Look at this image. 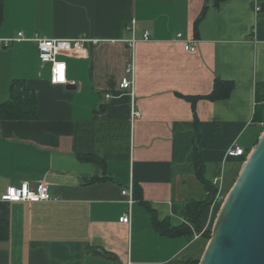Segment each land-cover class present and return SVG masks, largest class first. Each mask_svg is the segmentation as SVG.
Instances as JSON below:
<instances>
[{
	"label": "crops",
	"instance_id": "0c3cea01",
	"mask_svg": "<svg viewBox=\"0 0 264 264\" xmlns=\"http://www.w3.org/2000/svg\"><path fill=\"white\" fill-rule=\"evenodd\" d=\"M1 1L0 105L20 80L35 93L37 114L0 119V195L43 183L53 200L0 202L7 222L0 264H172L193 257L195 241L158 234L141 202L177 227L187 202L204 198L192 166L196 133L207 180L222 169L227 185L242 168L226 152L232 145L251 151L257 137L251 127L258 97L264 99V0ZM20 32L96 43L61 54L67 82L52 85L35 42L4 44ZM129 65L132 95L119 89ZM216 79L232 82L228 97L207 98ZM88 179L96 181L83 185ZM129 187L134 203L124 224L128 199L121 192Z\"/></svg>",
	"mask_w": 264,
	"mask_h": 264
},
{
	"label": "water",
	"instance_id": "95a60500",
	"mask_svg": "<svg viewBox=\"0 0 264 264\" xmlns=\"http://www.w3.org/2000/svg\"><path fill=\"white\" fill-rule=\"evenodd\" d=\"M198 264H264V130L216 215Z\"/></svg>",
	"mask_w": 264,
	"mask_h": 264
},
{
	"label": "trees",
	"instance_id": "16d2710c",
	"mask_svg": "<svg viewBox=\"0 0 264 264\" xmlns=\"http://www.w3.org/2000/svg\"><path fill=\"white\" fill-rule=\"evenodd\" d=\"M224 0H213L214 5H218ZM208 7L205 6L202 13L199 15L197 20L195 21V26L203 19L206 9ZM260 12L264 14V3L260 7ZM3 21V4L0 0V25ZM264 87V86H263ZM233 88L232 82L221 81L216 79L212 88L211 93L207 96L208 99L211 100H220L228 97L231 90ZM259 91L257 90L256 94ZM257 100V99H256ZM264 99H260L258 97L257 103H260L261 106L256 109L254 116V123L251 128L254 129L257 137L253 142V146H255L258 142L260 134L263 132L264 127L260 125V123L264 124ZM37 114V101L35 93L29 90L24 81L14 80L11 82L8 90V98L5 102L0 105V119L2 120H32L36 118ZM196 131H197V123H195ZM197 138L194 144V159L192 162V166L194 168V172L197 175L198 179L201 181L204 190L205 196L200 201H188L186 204V213L184 223L180 226L173 227L170 225L168 220H159L155 214V212L149 207L148 204L141 202L144 208H146L151 215V225L152 228L161 236L167 238H176L183 237L189 242L195 241V245L199 247L202 246L203 241L208 242L211 234V230H209L208 226L205 232L198 238L194 239L196 234H199L204 227L208 224V216H209V208L216 196L217 187L213 185L212 181L207 180L204 177L205 165L202 160L201 150L199 149V134H197ZM250 150L245 149V153H249ZM241 162L245 161V157L238 158ZM233 176V175H232ZM228 181L231 183L232 177ZM238 176V175H237ZM108 178H103V180ZM236 180V179H235ZM233 181V184L235 182ZM96 180L88 179L84 180L83 185L90 184ZM134 196L137 201L141 200V191L137 188L134 190ZM218 208H215L214 213L211 215L213 217ZM210 217V218H211ZM209 225V224H208ZM7 238V222L4 220H0V240ZM96 256L104 257L115 261L116 258L106 252H96ZM199 260L195 257H187L183 260L173 262L172 264H198Z\"/></svg>",
	"mask_w": 264,
	"mask_h": 264
},
{
	"label": "built area",
	"instance_id": "2783aa9c",
	"mask_svg": "<svg viewBox=\"0 0 264 264\" xmlns=\"http://www.w3.org/2000/svg\"><path fill=\"white\" fill-rule=\"evenodd\" d=\"M178 38L181 35L177 36ZM149 34L145 32L143 34V40H148ZM13 41H33L35 42L38 50L39 59L44 63H49L51 66L50 72V83L52 85H62L66 84V64L58 59L61 54L73 53L74 55L80 54L83 50V46L86 42L96 43L92 40L86 39H76V40H51V39H42V38H33L27 39L25 38L23 33H18L17 38L15 39H7L4 40V44L7 46L9 43ZM133 44V41L131 45ZM185 49L193 52L195 48L186 44ZM133 65H129L125 70V75L121 79L119 84L120 90H128L130 94L133 93ZM106 98H110V96H106ZM134 117H139L137 112L133 111ZM250 153V152H249ZM249 153H245V150L239 146L232 145L226 152V157L231 159H238L241 157H248ZM212 183L217 187L216 196L209 208V218L214 213L215 208H220L223 201L226 198V194L224 193V189L226 188V183L223 176L222 169L220 170L218 176H216ZM122 195L127 197V211L124 213L123 217L120 219V222L124 224H129L131 219V206L134 203L132 188H126L122 190ZM53 197L50 194L48 187L41 183L35 187H30L26 182L22 183L19 187L11 188L6 191L4 194L0 195V202H48L52 201ZM208 224L204 227V229L194 236V239H198L207 229Z\"/></svg>",
	"mask_w": 264,
	"mask_h": 264
},
{
	"label": "rangeland",
	"instance_id": "374dc122",
	"mask_svg": "<svg viewBox=\"0 0 264 264\" xmlns=\"http://www.w3.org/2000/svg\"><path fill=\"white\" fill-rule=\"evenodd\" d=\"M240 169H241V167L239 166V168L235 170V172H234V174H233V176H232L233 178H232V180H231V183H229V185H228V184L226 185V188L224 189V193H225L226 195H227V193L229 192V190L231 189V187H232V185H233V181L237 178V175L239 174ZM219 209H220V208H218V209L216 210L215 215H214L213 217L209 218V216H208V221H207V223L209 224V225H208L209 230H212V227H213V224H214V220H215V218H216V215H217ZM206 244H207V240H206V241H203L202 246L199 247V248L195 251V253H193V254H194L193 257L198 258V260H200V257H201V255H202V253H203V251H204V249H205V247H206Z\"/></svg>",
	"mask_w": 264,
	"mask_h": 264
}]
</instances>
